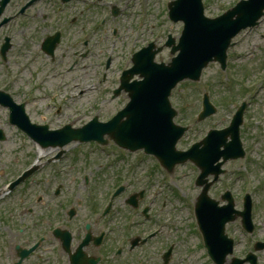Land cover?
<instances>
[{
	"label": "rangeland",
	"instance_id": "obj_1",
	"mask_svg": "<svg viewBox=\"0 0 264 264\" xmlns=\"http://www.w3.org/2000/svg\"><path fill=\"white\" fill-rule=\"evenodd\" d=\"M109 1L119 9V15L108 18L104 26L106 29L101 30L100 44L94 51L96 59L76 67L71 75L60 76L71 60L60 57L64 50L57 53L53 61L57 65H54L41 52L40 46L32 43L25 45L21 38L14 40L7 63L0 58V87L7 86L8 93L17 103L29 100L26 109L32 123L43 125L46 121L50 129L57 130L67 124L74 128L82 127L95 117L102 122L109 121L129 101L125 94L114 99L112 97L119 85V69L132 66L131 60H128L129 51H140L150 43L163 47L169 35L178 39L181 34L182 25L173 24L168 18L166 4L172 0H102V3ZM240 1L204 0L205 15L209 18L219 17ZM140 4H144L143 7ZM139 9H146V17H141ZM104 11L93 8L88 14L87 23L81 25L91 28L104 17ZM113 22L117 25L118 39L113 68L109 71L106 69L109 60L108 30L113 27ZM18 27L17 23L14 29ZM76 30L77 25L71 29V34ZM72 36L77 39L78 34ZM137 36L136 47L132 48ZM228 55L226 72L223 73L218 64H211L199 83L185 81L173 92L171 103L179 112L175 122L192 127L178 149L187 150L202 140L210 129L226 128L238 106L247 101V120L241 132L247 156L243 161H232L224 166L226 175L212 187L210 196L220 201L224 192L230 190L235 197V208L241 210L239 198L243 192L253 194L258 206L255 216L257 232L253 236L248 235L242 230L239 220L228 224L226 233L235 239V257L245 258L249 252H253L259 257L258 264H264V250H254L255 243L264 242V20L258 27L235 38ZM170 59L169 51L164 49L157 55L156 62L168 63ZM104 71H109L107 79H104ZM61 77L64 78L59 83ZM204 93L211 96L218 112L198 124L196 116L201 111ZM56 108L60 111L56 112ZM0 131L5 134V140L0 142L2 186L17 176L27 163L33 162L37 151L29 138L9 123V114L3 107H0ZM69 148L77 156L72 155L67 159L66 172L61 178L55 174L60 172L46 165L35 177V183L22 185L10 197L0 198V233L5 236L6 247L15 243L14 240L17 244H24L16 239V229L21 224L29 225L30 229L35 221L65 224V221H69L66 210L71 207L79 212V216L72 221L89 219L93 208L89 191L94 192L100 210L103 201L111 199L109 192L122 183L127 189L116 197L113 210L104 221L117 222L114 231L121 237L129 229L128 221H135L131 226L135 235L142 233V229L146 234L154 229L159 233L144 248L132 254L125 253L122 263L109 261L108 264H163L160 254L170 246L174 250L169 264H212L202 247L194 227V211L190 209L201 192V188L195 185L199 175L196 167L181 165L172 175H168L163 169L156 170V162L152 164L151 160L141 162L137 167V153L121 152L112 143L106 149H100L95 144H72ZM110 151L111 157H108L107 152ZM79 153L83 155L79 157ZM140 158L146 159L144 156ZM133 165L137 169L132 168ZM244 167L248 170L246 177L241 173ZM60 180L64 181V186L56 195L55 184ZM141 192L144 193L143 200H139L137 209L130 210L126 201ZM144 209H148L147 216ZM138 221L143 225L139 226ZM2 227H7V230L2 231Z\"/></svg>",
	"mask_w": 264,
	"mask_h": 264
},
{
	"label": "flooded vegetation",
	"instance_id": "obj_2",
	"mask_svg": "<svg viewBox=\"0 0 264 264\" xmlns=\"http://www.w3.org/2000/svg\"><path fill=\"white\" fill-rule=\"evenodd\" d=\"M101 1L0 0V23L4 19L10 20L0 30L2 34L6 28L10 29L9 33L3 35L0 48L7 38L10 39L12 48L14 40L21 38L25 45L32 43L40 46L41 52L51 61L56 59L60 50L65 52L60 57H74L76 63L91 60L93 57H90L88 49L85 48L100 44L99 32L90 34L85 25L81 24L87 23L88 14L93 10L88 3L94 2L97 5ZM15 22L19 27L11 29V24ZM76 25L77 30L71 34V29ZM74 33L78 34L77 39L73 38ZM51 46L54 47L53 56L43 51L51 49ZM90 213L94 216L95 207ZM76 216H79V212ZM73 219L65 221V224H57V221H35L32 229L26 224L18 225L16 239L24 244H17L13 239L15 243L6 247L7 242L1 232L0 264H108L109 261L117 262L124 252L133 253L136 249L145 247L153 238H149L144 232L141 236H132L122 247L121 235L114 231V221L94 218L72 221ZM5 230L7 227H2V231ZM132 240L139 245L134 250L130 248Z\"/></svg>",
	"mask_w": 264,
	"mask_h": 264
},
{
	"label": "water",
	"instance_id": "obj_3",
	"mask_svg": "<svg viewBox=\"0 0 264 264\" xmlns=\"http://www.w3.org/2000/svg\"><path fill=\"white\" fill-rule=\"evenodd\" d=\"M255 0L247 4L245 9L243 8H236L233 12L229 13L225 17H222L221 20L217 22H209L206 21L203 17V8L201 4V0H180L175 2L171 5V16L172 18L176 19L178 16L176 12L181 7V12L183 15L181 16V20L186 23V32L187 34L190 33L193 29H198L200 27L207 26L211 29H214L210 36L205 35L201 40V48L197 45V39L194 40L190 45L194 48L192 49V53L198 56H187L184 59H181V67H178L176 64H173L169 68H161L158 71L156 70L154 76L157 79L161 78V82L159 83L158 80H153L152 85L153 90L149 91V94H145L144 98H141L143 94L140 95V92L143 93V86L140 85L136 89L137 96L133 98L132 106H136L132 109L134 112H138L134 115L135 118L131 119V113L133 111H126L121 114L118 120L123 119V117H128L130 121L124 122V124L115 126V121L112 124L108 125H98L94 124L92 127L90 126L89 129L86 128L83 132H71L69 130L65 132H60V134L65 135V139H70L73 137H83L85 139H96L100 142L103 140V134L108 133L110 137L113 139L121 140L120 144L124 147L130 149H136L140 146L139 143H136L133 139L128 140L127 137H123L127 131L132 132L129 125L131 127L137 128V130L144 129L146 131H154L155 124L152 118H149L152 115L158 116V120L160 121V130L164 137L166 138L163 141L154 140L147 144L143 145L147 150L153 154H155L160 161L164 164H168L170 159L178 158L174 152V146L177 143L180 136L183 135L184 130L177 129L173 123V117L175 113L173 110L170 109V105L168 103V97L171 94V90L179 83L185 79H193L198 80L199 75L201 74L204 67L208 65L211 61L212 57L209 53L216 52V54H222L225 56V51L228 48L231 39L237 35L241 30L246 29L247 27H253L257 24L258 20L264 15V2L261 4H254ZM258 0H256L257 2ZM237 17L234 19V17ZM186 32L184 35H186ZM218 41V46H213L215 42ZM213 46V47H212ZM202 49L201 51H199ZM220 54V55H221ZM216 59V58H215ZM224 61L225 58H222ZM128 81V79H127ZM156 90L157 92H155ZM139 106H142L139 108ZM147 110V111H146ZM131 112V113H130ZM139 120H143L142 122H138ZM15 123L22 128L27 129V125L20 120L15 119ZM130 123V124H129ZM88 132V133H87ZM85 133L89 136H85ZM96 135V136H95ZM134 137V136H132ZM137 135H135V139ZM69 142V141H68ZM65 142L64 144H66ZM63 144V143H62ZM214 150V143L210 142L209 147L204 150L196 149L195 151H191L189 154H181L182 156L178 158V162H185L187 160H193L197 163V165L201 166L202 169H211V164L219 160V155L213 154ZM206 171V170H205ZM207 189L199 199L198 207L197 208V216L199 221L201 222L202 229L205 234L206 241L208 246L215 256L217 262L223 263V255L225 256V252L227 250L222 251V244L216 251L219 243V238L214 235L213 233V226L217 224H223L225 221L233 220L234 217L229 214L228 217L224 214L222 210H218L216 205L211 206L210 204L205 207V203L208 202L209 199L207 198ZM204 204V205H203ZM203 205V208H201ZM217 222V223H216ZM220 252H224L220 253Z\"/></svg>",
	"mask_w": 264,
	"mask_h": 264
},
{
	"label": "bare ground",
	"instance_id": "obj_4",
	"mask_svg": "<svg viewBox=\"0 0 264 264\" xmlns=\"http://www.w3.org/2000/svg\"><path fill=\"white\" fill-rule=\"evenodd\" d=\"M37 147V153L38 155H41L42 153H47V154H52L53 152H55V150H52V149H40L38 146ZM2 193L5 192V189L4 190H0Z\"/></svg>",
	"mask_w": 264,
	"mask_h": 264
}]
</instances>
